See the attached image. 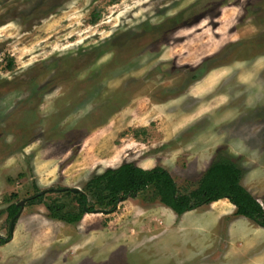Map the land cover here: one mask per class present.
<instances>
[{
  "label": "rangeland",
  "instance_id": "374dc122",
  "mask_svg": "<svg viewBox=\"0 0 264 264\" xmlns=\"http://www.w3.org/2000/svg\"><path fill=\"white\" fill-rule=\"evenodd\" d=\"M219 157L263 203L264 0H0V264L227 261L186 230L207 205L179 216L153 187L76 224L29 202L77 210L67 191L125 163L188 194Z\"/></svg>",
  "mask_w": 264,
  "mask_h": 264
},
{
  "label": "trees",
  "instance_id": "16d2710c",
  "mask_svg": "<svg viewBox=\"0 0 264 264\" xmlns=\"http://www.w3.org/2000/svg\"><path fill=\"white\" fill-rule=\"evenodd\" d=\"M99 17V16H98ZM98 19V18H96ZM242 170L230 158L219 157L205 172L198 187L188 194H182L170 173L156 167L145 170L132 163H125L116 169H108L88 181L85 192L71 194L77 203V210H66L60 201L44 202V196L36 195L30 199L31 205L44 204L53 219L68 224H76L93 212L97 205L111 207L115 212L120 199L135 197L149 187L155 188L159 201L182 216L204 205L221 199H228L237 208V215L246 217L264 227V207L241 184ZM94 202L90 201L89 195ZM21 207L11 204L8 216L11 220ZM10 238H0V246Z\"/></svg>",
  "mask_w": 264,
  "mask_h": 264
},
{
  "label": "crops",
  "instance_id": "0c3cea01",
  "mask_svg": "<svg viewBox=\"0 0 264 264\" xmlns=\"http://www.w3.org/2000/svg\"><path fill=\"white\" fill-rule=\"evenodd\" d=\"M251 177L252 179H244L242 177L241 184L264 207V198L262 199V203L258 197L254 196V188L250 189L248 187V182L254 183V178H256V176ZM207 208L208 212L207 214L204 213L202 221L196 225L192 224L193 226H189L186 230L190 232L195 230L194 232L200 235L207 233L209 238L213 236L214 244L210 241L211 244L209 245V249L217 250V246L221 245L223 242L222 246L226 249L224 252L223 250L220 251L224 253V256L230 259L219 263L214 261L211 264H242L243 262H246L243 264H264V227L259 226L246 217L237 215L236 206L228 199H221L213 202L207 205ZM199 209H202V207ZM223 219L224 221L221 222ZM179 229L184 231V227ZM253 247L259 248L255 253H251L250 257V252ZM243 253L246 254V257ZM247 256L249 258H247ZM244 258L245 260L243 261ZM220 260L221 259L218 261Z\"/></svg>",
  "mask_w": 264,
  "mask_h": 264
},
{
  "label": "water",
  "instance_id": "95a60500",
  "mask_svg": "<svg viewBox=\"0 0 264 264\" xmlns=\"http://www.w3.org/2000/svg\"><path fill=\"white\" fill-rule=\"evenodd\" d=\"M74 193H78L81 192L80 189H73L72 190ZM44 192H42L41 194H43ZM123 199L121 198L119 202H122ZM24 201H21L18 205L21 207V210L19 211V213L15 216V218L12 221V227H11V232H13L14 227H15V220L21 215V213L23 212V208H24Z\"/></svg>",
  "mask_w": 264,
  "mask_h": 264
}]
</instances>
